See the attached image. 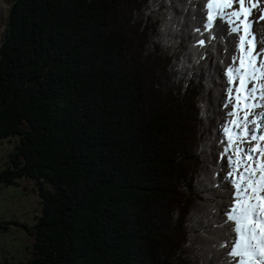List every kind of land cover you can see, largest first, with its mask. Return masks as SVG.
Here are the masks:
<instances>
[{
  "label": "trees",
  "instance_id": "16d2710c",
  "mask_svg": "<svg viewBox=\"0 0 264 264\" xmlns=\"http://www.w3.org/2000/svg\"><path fill=\"white\" fill-rule=\"evenodd\" d=\"M162 1H12L0 38V144L12 145L0 185L31 188L40 209L29 221L0 217V234L15 226L30 240L1 264H233L219 247L232 192L221 158L231 45L213 42L194 63L201 0Z\"/></svg>",
  "mask_w": 264,
  "mask_h": 264
},
{
  "label": "snow or ice",
  "instance_id": "6c2138e0",
  "mask_svg": "<svg viewBox=\"0 0 264 264\" xmlns=\"http://www.w3.org/2000/svg\"><path fill=\"white\" fill-rule=\"evenodd\" d=\"M245 2L201 0L202 12L191 27L189 52L193 62L199 64L215 51L213 42L223 43L225 52L231 45L229 62L223 70L226 77L223 106L231 105L227 115L233 119L226 120L222 127L224 139L221 143L225 146L221 158L227 157L229 170L224 179L231 185L232 192L221 221V226L228 224L226 242L219 247L226 249L225 255L233 264H264V110L253 111L264 109V47L250 57L247 69L244 61V56L251 54L256 44H264V32L252 31L253 23L258 21L247 19L245 13L250 14L251 9L245 8ZM248 2L256 6L253 0ZM234 4L239 7H233ZM196 19L194 15L193 20ZM259 20H264V9H261ZM171 21L169 14L160 25L162 35H167ZM185 64L182 59L181 66ZM244 145L249 146L245 148ZM214 186L220 187L219 184ZM224 264L229 261L225 260Z\"/></svg>",
  "mask_w": 264,
  "mask_h": 264
},
{
  "label": "rangeland",
  "instance_id": "374dc122",
  "mask_svg": "<svg viewBox=\"0 0 264 264\" xmlns=\"http://www.w3.org/2000/svg\"><path fill=\"white\" fill-rule=\"evenodd\" d=\"M12 1L13 0H0V22H1L0 38L2 35V31L4 30L3 24L6 23V19L8 17V13ZM158 2L160 4L163 3L162 0H158ZM260 2L261 1L259 0H253V3H255L256 6L252 7L251 4L248 2V0H246L245 8H250L251 13L250 14L245 13V14L247 15L248 20L258 21L253 23L252 31L258 30L260 32H264V20H259L260 11L261 9H263V6L261 4L262 2L261 3ZM165 3H167V0ZM215 7L216 5H213L214 9ZM233 7L238 8L239 5L234 4ZM180 9L181 7L177 6L176 8H174V11H178ZM174 11L173 13H175ZM241 18L243 19V17ZM163 36H161L162 39ZM173 44L175 45L174 46L175 50H179L185 45V44L181 45L180 43L178 44L173 43ZM262 47H264V44H256L254 51L251 54L244 56V61L247 62V64L245 65V69L249 67L250 57L255 56V53L258 52ZM179 52H181V50H179ZM193 85H195L196 88L199 87L198 82L194 83ZM251 86H252L251 84L248 85L249 88ZM243 96H244V89L242 88L241 89L242 102H243ZM229 108L231 109V105L229 106ZM262 110L264 109L256 108L253 111L259 112ZM249 119H252V116H249ZM194 129L195 131H199L198 130L199 128L197 126H194ZM229 135L231 136L232 133L230 132ZM11 146H12L11 143L8 141H4L0 144V166L4 164V162L6 161ZM248 146L249 145H244L245 148ZM208 160L211 161V157H208ZM200 165L201 164H199V170L205 169L203 167H200ZM207 175H209V172L207 173ZM28 182H29L28 180H24L22 181V183L21 182L19 183L21 184V186H25V185L27 186L29 185ZM197 185H199V183H197ZM196 190L198 191L200 189L196 188ZM30 192H32L31 188L28 191H26L24 194L20 195V192L16 191L15 188L5 189L0 185V217H8L10 219L18 218L21 221H29L31 218L35 217L36 212H38L39 211L38 209H40V204L38 203V197ZM27 236L28 235L23 229H19L18 227L15 226H12L10 231H8L7 233L0 234V264L6 259L14 260L21 257L22 255L25 256V254L27 253V249H26L27 244L30 243V240L27 239ZM216 263L214 261L210 262V264H216Z\"/></svg>",
  "mask_w": 264,
  "mask_h": 264
}]
</instances>
